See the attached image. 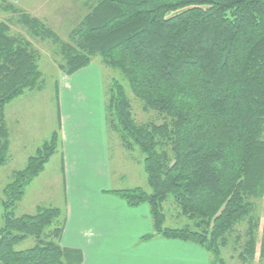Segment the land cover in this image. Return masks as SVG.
I'll return each instance as SVG.
<instances>
[{
	"label": "trees",
	"instance_id": "obj_1",
	"mask_svg": "<svg viewBox=\"0 0 264 264\" xmlns=\"http://www.w3.org/2000/svg\"><path fill=\"white\" fill-rule=\"evenodd\" d=\"M85 2L87 12L66 40L45 20L1 0L0 8L15 15L31 38L50 42L61 74L72 76L99 57L102 66L123 75L142 109L162 120L136 122L122 85L111 82L107 130L122 149L143 155L149 192L141 187L109 192L129 207L148 206L152 232L140 240L190 243L209 254L211 264H225L221 251L245 225L234 239L243 242L237 258L252 263L256 201L264 197V0ZM10 21H0V167L9 160L6 104L44 88L40 52L11 33ZM58 141V131L52 132L1 191L0 264H81L80 251L59 244V209L15 213ZM167 205L188 223L165 227ZM28 238L32 247L14 249ZM260 250L263 257L264 239Z\"/></svg>",
	"mask_w": 264,
	"mask_h": 264
},
{
	"label": "rangeland",
	"instance_id": "obj_2",
	"mask_svg": "<svg viewBox=\"0 0 264 264\" xmlns=\"http://www.w3.org/2000/svg\"><path fill=\"white\" fill-rule=\"evenodd\" d=\"M85 1L86 0H21L19 4L20 6H13L20 12H25L39 20H45V22H47L52 27L54 32L62 40H66L70 30L69 28L74 27L87 12V9L85 8ZM8 4L12 5L11 3ZM2 5L3 4L0 3V7ZM8 18L11 20V33L21 34L22 36L26 37L28 40H30L34 48L40 52L38 67L42 74V79L44 80V88L40 92L27 91L24 93L25 96L21 98L28 102L36 103L31 104L32 107H36L33 109L37 113L35 120L36 124H42L44 126L42 134H40L39 137L40 139L38 142L40 143L38 146H40L44 141L48 140L51 134L50 130H56L57 128L56 103H58V101V104L62 106V109L58 108L59 115L61 114V116L66 114L69 105L68 102L77 100V110L74 112V114L81 118L86 117L89 119L90 123H94L99 116L98 112H101L102 119L104 117V107L102 102L104 101V96L107 95L108 87L113 80L118 81L122 85L125 96L130 102L131 111L136 122H162V120L154 112H146L142 109V103L133 95L123 75L119 71L102 66L99 57L93 58L91 64L87 68L75 73L72 76H65L67 85L71 86V91L62 90L60 88L61 86L59 85V82L61 80V76L64 75L60 73L57 65L52 60L53 48L50 42H41L31 38L28 35L26 28L21 27L16 22L17 17L15 15H12L11 12H4V10H1L0 8V21H6ZM56 81L58 82V89H55ZM89 97L94 99L93 103H89ZM27 110L30 111L32 109ZM88 111L93 112L91 118L88 117ZM47 125H49V127ZM46 126L49 128V131ZM96 131H98V128ZM79 133L83 135L84 131L80 129ZM107 133L108 174L105 180L99 181L96 179V177L91 176L90 172L92 159L88 158L87 160L85 154L82 155L83 149L81 150V156H76L78 159V163H76L77 170L68 173V175H62L61 166L64 158L62 155L63 151H61L62 149L59 145L54 155L46 163L44 171L27 186L24 198L18 204L15 210L16 215L20 216L24 214H34L38 208L43 207H53L59 209L60 215L58 217V222L63 227V234L61 235L59 244L62 247H65L64 245L69 242L70 236L69 234H64V231L66 230L65 212L66 205H68V203L71 204V207L73 208V214L75 216V208L79 206V203H81L84 198H87V201L89 202L93 200L97 203V194L95 195L94 193L96 188L97 190L99 189L107 191V194H109L110 197H115L119 201L124 200L108 191L113 189H121L126 186H133L141 187L146 192H149L142 165L144 158L143 155L138 149H135L133 152L125 151L121 148L115 134L109 131ZM29 154L33 155L34 152H30ZM68 160L66 163L69 166ZM78 165L81 166L80 170ZM10 174V172H7L6 170H3L2 167H0V200L2 199V189L10 181ZM74 175L75 177H73ZM120 175L123 177H120ZM87 183L93 184L87 185ZM100 206L105 207L106 204L101 203ZM141 206H146L148 209V206L145 204H142ZM108 207L110 208V214H112L116 225H118V219L120 218L118 213L119 210H122L114 207L116 210L114 212L111 205ZM164 213L166 215V221L164 223L165 227L181 228L188 223L186 218L177 217L175 208L170 205L165 207ZM1 214L2 209L0 206V225ZM256 215L259 220V227L256 230V248L254 259L250 264H264V256L261 257L262 255L260 250L261 242L264 239V197L261 200L256 201ZM244 229L245 225H242L241 227L237 228V232H235V234L228 238L229 243L227 247L221 251V256L225 264H242L237 256L241 250V244L243 242L241 241L240 244H236L234 239L236 237V233H241ZM156 239L152 240L155 241L152 245L158 243V240ZM241 239H243V237ZM78 240L80 243L82 242L81 238ZM159 240L164 242L166 241L165 243L169 244V249L163 250L158 249V247H145L136 251H131L129 253L112 250L106 252L105 254L112 256L113 259H118L119 256L127 254L130 255V259L134 261H136V259L140 260L139 264L150 262L151 259H155V264H161L162 262H158L157 259L162 258L169 260L170 264H193V262L190 260V258H192L191 254L186 251L184 246H181V244L189 243L164 239ZM147 241L141 240L142 244ZM133 242L134 236H126V234L122 236L121 233L118 232L115 235H105L101 240L102 244L110 246ZM33 245V239L28 238L24 242L16 245L14 249L26 250ZM208 256L210 257L209 254Z\"/></svg>",
	"mask_w": 264,
	"mask_h": 264
},
{
	"label": "crops",
	"instance_id": "obj_3",
	"mask_svg": "<svg viewBox=\"0 0 264 264\" xmlns=\"http://www.w3.org/2000/svg\"><path fill=\"white\" fill-rule=\"evenodd\" d=\"M1 2L11 3L15 7H18L20 6L21 0H1ZM59 85L62 90L71 91V86L67 85L65 76H61ZM56 88L58 89V82L55 89ZM24 96L25 94L15 98L6 104L4 108V124L8 132L9 140V160L2 168L10 173L24 166L26 159L30 156L29 153H33L38 147L40 143L38 142L40 139L39 137L44 128L42 124L37 125L35 121L37 113L33 109L36 107H32L31 104L36 103L21 99ZM89 98V103H93L94 99L92 97ZM105 100L106 96H104V101L102 102L104 117L101 119V112H98L99 116L94 123H90L89 119L86 117L81 118L74 114L77 110V100L68 102V109L66 114H63L64 116H61V114L59 115L58 108L62 109V106L58 104L59 101L56 103L57 128L56 130H50V133L58 131L59 134L58 146L60 145L64 158V164L62 162L61 166L62 175H68V173L77 170L76 163H78V159L76 156H81V150L83 149L82 155L85 154L87 160L88 158L92 159L91 176L96 177L99 181L107 178L108 130L106 127ZM27 109L32 110L28 111ZM87 114L88 117L91 118L93 112L88 111ZM47 126L49 127V125ZM97 128L98 131H96ZM80 129L84 131L83 135L79 133ZM67 160L69 166L66 163ZM80 168L81 166H79V170ZM121 176L122 175H120V177ZM73 177H75V175ZM83 184L86 185L85 183ZM90 184L93 183H87V185ZM127 188H133V186H126L121 189ZM95 190L94 193L95 195L97 194L96 197L98 199L97 203L93 200L89 202L87 198H84V200L79 203V206L75 208V216L71 204L68 203V205H66V230L64 234H69L70 236L69 242L64 246L69 249L80 251L82 257L81 264H139L140 260L136 259V261H134L130 259L131 256L127 254L119 256L118 259H113L112 256L106 255L105 253L112 250L129 253L145 247H158V249L163 250L169 249V244L165 243L166 241H160V238H152L150 241L142 244L140 238L152 232V221L146 206L129 207L124 201H119L115 197H110L107 191L97 190V188ZM98 203H105L106 206L102 207ZM107 205H111L114 212L116 211L114 207L122 210H119V215L116 214L120 216L118 225H116L112 214H110V208ZM117 232L121 233L122 236L125 234L126 236H134V242L115 246L101 243L105 235H115ZM79 238L82 239L81 243L78 240ZM155 239L158 240V243L152 245L154 244L153 242H155L152 240ZM181 246H184L186 251L191 254L193 260L192 258H190V260L193 264H211L210 257L200 247L193 244L190 245V243L181 244ZM157 260L158 262H162L161 264H170V261L164 258ZM142 264H155V259H151L150 262Z\"/></svg>",
	"mask_w": 264,
	"mask_h": 264
}]
</instances>
